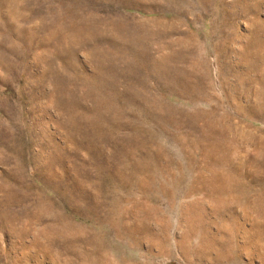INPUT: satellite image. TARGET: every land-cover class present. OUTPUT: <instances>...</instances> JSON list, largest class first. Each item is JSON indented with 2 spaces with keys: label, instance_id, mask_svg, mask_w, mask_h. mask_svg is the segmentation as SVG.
Listing matches in <instances>:
<instances>
[{
  "label": "rangeland",
  "instance_id": "374dc122",
  "mask_svg": "<svg viewBox=\"0 0 264 264\" xmlns=\"http://www.w3.org/2000/svg\"><path fill=\"white\" fill-rule=\"evenodd\" d=\"M0 264H264V0H0Z\"/></svg>",
  "mask_w": 264,
  "mask_h": 264
}]
</instances>
